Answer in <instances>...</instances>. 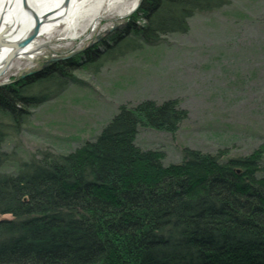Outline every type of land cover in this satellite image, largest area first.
Returning a JSON list of instances; mask_svg holds the SVG:
<instances>
[{"label": "trees", "instance_id": "16d2710c", "mask_svg": "<svg viewBox=\"0 0 264 264\" xmlns=\"http://www.w3.org/2000/svg\"><path fill=\"white\" fill-rule=\"evenodd\" d=\"M227 2L140 0L109 37L115 46L98 44L133 48L132 30L156 45ZM73 60L64 66L75 68ZM53 67L0 85V214L12 216L0 219V264H264V143L233 156L184 147L170 163L136 144L141 126L176 132L188 117L178 99L122 104L92 140L68 153L38 151L2 172L3 141L45 98L31 92L36 79L65 73Z\"/></svg>", "mask_w": 264, "mask_h": 264}, {"label": "rangeland", "instance_id": "374dc122", "mask_svg": "<svg viewBox=\"0 0 264 264\" xmlns=\"http://www.w3.org/2000/svg\"><path fill=\"white\" fill-rule=\"evenodd\" d=\"M139 2L123 16L122 6L110 10L106 2L95 23L85 16L73 28L62 24L36 39L40 45L31 58L10 60L0 85L51 65L50 73H65L36 79L31 92L45 98L27 108L25 122L3 141L9 158L2 172L15 173L19 163L41 150L72 151L92 140L120 105L143 99L175 98L188 112L173 134L138 128L136 144L163 151L164 163L179 162L184 147L211 153L225 149L233 156L264 143V0H228L215 11L196 13L186 20L187 29L160 34L156 45L129 30L133 48H103V41L115 46L109 37L126 27ZM86 50L91 51L85 58ZM58 56L68 58L51 60ZM73 59L75 68L64 66ZM11 217L0 214V219Z\"/></svg>", "mask_w": 264, "mask_h": 264}, {"label": "bare ground", "instance_id": "6f19581e", "mask_svg": "<svg viewBox=\"0 0 264 264\" xmlns=\"http://www.w3.org/2000/svg\"><path fill=\"white\" fill-rule=\"evenodd\" d=\"M105 3L110 10L122 6L119 13L123 16L136 7L138 0H0V69L8 54L17 49V43L30 36L34 29L37 28L35 34L12 59L31 58L33 50L40 45L36 39L49 35L62 24L73 28L85 16L91 24L95 23Z\"/></svg>", "mask_w": 264, "mask_h": 264}, {"label": "water", "instance_id": "95a60500", "mask_svg": "<svg viewBox=\"0 0 264 264\" xmlns=\"http://www.w3.org/2000/svg\"><path fill=\"white\" fill-rule=\"evenodd\" d=\"M36 30H37V28L34 29V32H33L30 36H28V37L22 39L20 42L17 43V45H16V48H17V49H14L13 51H11V52L8 54L7 58L5 59V64L3 65V68H4V69H5V67L7 66V64L10 62V60H12V58H13L14 56H16V54H17L18 51H19V48L24 47V46L29 42V40H30V39L32 38V36L35 34ZM66 58H68V56H58V57H53L51 60H62V59H66ZM3 68L0 69V74L4 71Z\"/></svg>", "mask_w": 264, "mask_h": 264}]
</instances>
